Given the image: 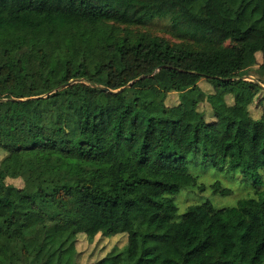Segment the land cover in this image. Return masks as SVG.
Segmentation results:
<instances>
[{
  "label": "trees",
  "instance_id": "obj_1",
  "mask_svg": "<svg viewBox=\"0 0 264 264\" xmlns=\"http://www.w3.org/2000/svg\"><path fill=\"white\" fill-rule=\"evenodd\" d=\"M191 154L258 189L177 219ZM261 170L264 0H0V264H264Z\"/></svg>",
  "mask_w": 264,
  "mask_h": 264
},
{
  "label": "rangeland",
  "instance_id": "obj_2",
  "mask_svg": "<svg viewBox=\"0 0 264 264\" xmlns=\"http://www.w3.org/2000/svg\"><path fill=\"white\" fill-rule=\"evenodd\" d=\"M155 25V31L158 30V33H162L167 28V23L163 20ZM188 169L198 176L199 184H204L207 188L203 191L198 188L186 189L175 196V203L178 207L177 219L187 211L189 205L211 201L216 207L233 206L239 199L251 196L258 189L252 178L241 170L217 168L205 161L200 154L189 155ZM261 174L264 177V170H261ZM216 181L230 188L232 192L228 195L214 194L210 186ZM263 188L264 186L261 187ZM126 245V235L106 238L99 234L93 241L86 236H80L77 241V249L80 253L79 262L80 264L93 263L111 251L123 250Z\"/></svg>",
  "mask_w": 264,
  "mask_h": 264
},
{
  "label": "water",
  "instance_id": "obj_3",
  "mask_svg": "<svg viewBox=\"0 0 264 264\" xmlns=\"http://www.w3.org/2000/svg\"><path fill=\"white\" fill-rule=\"evenodd\" d=\"M103 89H105V90H109L108 88H106V87H103Z\"/></svg>",
  "mask_w": 264,
  "mask_h": 264
}]
</instances>
